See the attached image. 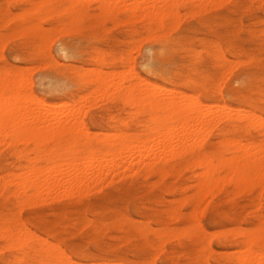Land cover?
<instances>
[{"label": "rangeland", "instance_id": "1", "mask_svg": "<svg viewBox=\"0 0 264 264\" xmlns=\"http://www.w3.org/2000/svg\"><path fill=\"white\" fill-rule=\"evenodd\" d=\"M140 1L0 0L1 107L16 97L22 120L24 113L48 114V104L64 103L55 120L72 124L80 115L83 120L42 138L11 126L3 132L7 135L0 134V264H248L250 257L243 258L253 250L257 263L264 264V0H173L161 8L162 16L161 0ZM135 83L147 90L160 85L161 95L178 90L183 102L193 97L203 108L215 106L217 115L224 104L252 116L250 122L218 121L202 133V145L201 134L199 142L187 141L188 147L195 142V149L168 155L165 162L147 158L155 162L150 168H123L112 180L90 181L81 192L17 191L13 179L35 162L48 168L62 160L83 161L92 150L105 152L106 141H117L120 134L129 142L151 133L148 101L135 104L125 96L123 87ZM198 157L211 158L212 167L198 164ZM24 237L27 243L18 244ZM46 248L56 256L63 252L58 256L67 263L47 258Z\"/></svg>", "mask_w": 264, "mask_h": 264}, {"label": "bare ground", "instance_id": "2", "mask_svg": "<svg viewBox=\"0 0 264 264\" xmlns=\"http://www.w3.org/2000/svg\"><path fill=\"white\" fill-rule=\"evenodd\" d=\"M45 1V0H44ZM137 1H139V0H137ZM145 1V0H144ZM170 1V3H171V1H173V0H161L160 2H158L159 4H157V3H155V2H152V4H151V6L153 5V3H155L154 5H155V8H157L158 7V9H159V12L158 13H160V9L161 8H164L163 6H166L167 5V3ZM174 1H176L177 2V0H174ZM173 1V2H174ZM203 1H208V0H203ZM202 1V2H203ZM140 2H143V0L142 1H140ZM140 2H139V5H141L140 4ZM172 2V3H173ZM175 2V3H176ZM39 3V2H38ZM40 3H42V2H40ZM39 3V4H40ZM144 3V2H143ZM204 3V2H203ZM38 4V5H39ZM156 4H157V7H156ZM169 4V3H168ZM205 4H206V2H205ZM205 4H204V6H205ZM208 4V3H207ZM172 5H176V4H172ZM153 7V6H152ZM172 7V6H171ZM103 8H104V5H103ZM171 9V8H170ZM169 9V10H170ZM110 10V9H109ZM152 10V12L155 10V9H151ZM165 10V9H164ZM208 10V9H207ZM171 11V10H170ZM195 11V10H194ZM151 12V15L153 14ZM172 12V11H171ZM108 13V12H107ZM155 13V12H154ZM166 12H164V14H165ZM168 13V12H167ZM172 13H174V12H172ZM156 14V13H155ZM171 14V13H170ZM74 15L75 14H73V17H74ZM160 15L162 16V9H161V13H160ZM167 15V14H166ZM149 16H150V13H149ZM152 16H154V15H152ZM169 16V15H168ZM176 16H177V14H176ZM160 17V16H159ZM164 17V16H163ZM157 18V17H156ZM170 18V17H169ZM174 18H176V17H174ZM74 20V19H73ZM162 20V19H161ZM160 20V21H161ZM162 22V21H161ZM159 27V26H158ZM163 26L161 25V28H162ZM67 31V30H66ZM239 52V51H238ZM77 53V52H76ZM100 56V55H99ZM92 58V57H91ZM101 58V57H100ZM128 59V58H127ZM131 59V58H130ZM242 61H244V60H242ZM240 62V61H239ZM238 64H240V63H238ZM236 66H238V65H236ZM235 66V67H236ZM234 69V68H233ZM102 71V70H101ZM130 71H131V69H130ZM95 72V71H94ZM96 72H100V71H97L96 70ZM103 72V71H102ZM116 73V72H115ZM97 74V73H96ZM119 74V73H118ZM117 74V75H118ZM128 74H129V72H128ZM131 74V73H130ZM132 74H134V72L132 73ZM131 74V75H132ZM94 75V74H93ZM98 75V74H97ZM97 75H94V78H97L96 76ZM100 75V74H99ZM135 75V74H134ZM137 75V74H136ZM91 76V75H90ZM103 76V75H102ZM101 76V77H102ZM129 76V75H128ZM140 76V75H139ZM92 77V76H91ZM126 77H127V75H126ZM135 77V76H134ZM93 78V79H94ZM103 78V77H102ZM105 78V77H104ZM125 78V77H124ZM129 78V77H128ZM130 78H131V76H130ZM88 79H90V78H88ZM98 79H100V78H98ZM97 79V80H98ZM146 81V80H145ZM101 82H103V81H101ZM104 82L106 83V82H110L109 80H105L104 79ZM143 82V81H142ZM148 82V81H147ZM2 83H4V82H2ZM112 83V82H111ZM114 83V82H113ZM134 83V82H133ZM141 83V82H140ZM145 83V82H144ZM121 84V83H120ZM129 84V83H128ZM136 84V83H135ZM130 85V86H126V87H123L125 90H127V92H126V94H125V90L123 91V93L125 94V96L126 95H128V99H130L133 103H135V104H141V105H144V104H142V101L141 100H143L144 102H146V101H148V107L150 108V113H151V115H152V119L151 120H153V122H154V124H155V126H154V128H150V129H152V132L151 133H147V134H145L144 135V137H142L143 139H139L138 137H136L135 139H132V140H130L129 142H127V140H125L124 138H122V135L120 134L119 136H117V137H119L118 139H117V141L115 142V141H111V139L108 141L107 140V138H106V142H108V144H107V149L105 150V152H99V151H96V150H92L91 151V153H90V155L86 158L85 157V159H83V161L82 160H80V161H82L81 163H79L78 161H75L74 159L72 160V159H70L71 160V162H69V161H67L66 163L65 162H63V160L59 163H55L54 162V164L50 167L49 165H47V166H49L47 169H44L45 167L43 166V168L41 167V166H39L37 163L38 162H35L34 164H32L30 167H29V171H30V173H28V175H26L27 173H26V171L27 172H29L28 170H25V176L24 175H18V176H14L13 178V181L16 183L15 185H16V187H17V191H20V190H22V191H24V192H27V191H34V192H38L39 191V193H40V191H41V193H43L44 191L43 190H46L45 192H47V190L48 191H51V192H53L52 190H54V192H55V189H59V190H61V188H62V190L63 191H65L64 192V194H67L68 192H69V190L71 191V189H73V188H75V190H79L80 192H81V190H83L84 188H86V187H88V186H91L92 185V183L93 182H96V181H99V180H101V179H103L104 177H108V176H111V175H113L114 173L116 174L117 172H119L121 169H123V168H125V169H130L129 171H131V170H133V169H136L138 166H140L141 164L142 165H145V166H147L148 168H150L154 163H150V162H147V158L148 159H150V158H159L160 160H162L161 162H165V161H167V159H168V155H171V156H173V157H175V156H177V155H180L182 152H186V151H189L190 149H195L194 148V144H196L195 142H197L198 141V139H197V135H200L201 134V136L202 135H204V134H202V133H205V130H207V129H209L210 127H211V125H217V122L218 121H221V120H226V121H228V122H234L235 120H243V119H245V120H247L248 121V118L250 117V116H252V115H249V117H248V114L249 113H245L244 112V115H239V111L238 112H236V113H233V110L235 111V109H232L231 107L232 106H226V105H220V106H222V107H218V108H221V111H222V114L221 115H217L216 113H215V106H213L212 107V109H214V112L212 111V109H210L211 107H209L208 105V107L207 106H205L204 108H203V106L205 105L204 103H202L203 104V106L201 105V103L199 104V102H197L196 103V101L195 100H197V99H194V101H193V97L191 98L190 96V98L192 99V102L188 99V101H190L191 103H189L187 100H186V103L185 102H183L184 100V98L182 97H179L180 95L181 96H183L182 94H180V95H175L176 93H177V91H176V93L175 94H171V95H161L160 93H158V90L160 89V87L159 86H157L159 89H157L156 87H154V89H153V86H150V88L152 87V89H150L149 88V90H147L146 88H145V86H144V89H142V88H140V86L139 85H141V84H139V83H137L136 85ZM148 84H150V82L148 83ZM147 84V85H148ZM152 84H154V83H152ZM99 85V84H98ZM100 85H102V83H100ZM108 85H109V83H108ZM113 85V88L114 87H117L118 86V88H119V85L118 84H116L115 85V83L114 84H112ZM111 85V86H112ZM115 85V86H114ZM122 85H124V83H122ZM146 85V84H145ZM105 85L103 84V86L102 87H104ZM107 86V85H106ZM105 86V87H106ZM108 87V86H107ZM121 87V86H120ZM164 87V86H163ZM96 88V87H95ZM97 88H98V86H97ZM101 88V87H100ZM109 88V87H108ZM162 88V87H161ZM92 89H94V87L92 88ZM102 89V88H101ZM101 89H98L99 91L101 90ZM109 89H111V88H109ZM115 89V88H114ZM117 89V88H116ZM115 89V90H116ZM120 89V88H119ZM119 89H117V90H119ZM146 89V90H145ZM106 90V89H105ZM104 90V91H105ZM170 90V89H169ZM92 91V90H91ZM91 91H90V93H91ZM96 92H98L97 91V89L95 90ZM94 90H93V92H95ZM102 91V90H101ZM110 91V90H109ZM122 91V90H121ZM167 91V90H166ZM103 92V91H102ZM116 92V91H115ZM179 92V91H178ZM89 93V94H90ZM111 93V92H110ZM112 93H113V91H112ZM111 93V94H112ZM119 93V92H118ZM122 93V94H123ZM168 93V92H167ZM181 93V92H180ZM184 93V92H183ZM92 94H94V93H92ZM104 94V93H103ZM107 94H108V91H107ZM120 94H121V92H120ZM121 94V95H122ZM184 94H186V93H184ZM5 95V94H4ZM9 95V94H8ZM81 95V94H80ZM100 95V94H99ZM106 95V94H105ZM110 95V94H109ZM192 95V94H191ZM3 96V95H2ZM5 96H7V95H5ZM102 96V95H101ZM115 96V95H114ZM120 96V95H119ZM4 97V96H3ZM11 97H12V95H11ZM104 97V96H103ZM112 97V96H111ZM123 97V96H122ZM187 97V96H186ZM6 98V97H5ZM10 98V97H9ZM8 98V99H9ZM13 98H14V100H15V98L16 97H14L13 96ZM12 98V99H13ZM196 98V97H195ZM7 99V100H8ZM12 99H10L9 101L11 102V100ZM3 100H4V102L6 101L4 98H3ZM126 100V99H125ZM9 101H7L6 102V104L8 103H10ZM66 101V100H65ZM163 101H165V104L164 103H162ZM197 101H200V100H197ZM2 102V101H1ZM0 102V103H1ZM3 102V103H4ZM141 102V103H140ZM143 102V103H144ZM53 103V102H52ZM52 103H50V105L48 104V106L46 107V109H47V113L48 114H44V113H42L41 111H30V113H31V115H30V113H28V111H26L28 114H29V116L31 117V119L29 120V116H28V114L27 115H25V113H24V116H23V113H21L20 115H22L23 116V119L22 120H20L18 117V108H16L15 107V105H17L15 102L13 103V100H12V103H10L9 105L7 104V106L5 105V108L3 107H1V105H0V109L2 110L3 109V111L1 112V110H0V112L1 113H3V120L0 122V134H2L3 132H7V130L8 129H10L9 127L11 126V128L12 127H15V129H16V133H20V134H23L24 132H26V131H30L31 132V134L32 135H38V136H43V134H47V133H51V134H54V133H56L57 131H58V133H59V131L61 130V129H65V128H67L66 126H68L69 124H67L66 122H63V121H61V120H55V119H57V117H58V112H57V108L58 107H60V106H66V104L64 105V103L61 105H59V104H52ZM71 103V102H70ZM246 103V102H245ZM75 103H73V105H74ZM77 104H78V102H77ZM162 104H164V107H163V109H162V111L164 112L163 113V115H160V113L158 112V109L162 106ZM3 106H4V104H2ZM133 105V104H132ZM50 106V107H49ZM71 106V105H70ZM75 106V105H74ZM80 106V105H79ZM79 106H78V108H79ZM94 106V105H93ZM134 106V105H133ZM210 106H212V105H210ZM82 107V106H81ZM74 108H76V107H74ZM83 109H84V107H82ZM81 108V109H82ZM77 109V108H76ZM81 109H80V111H81ZM75 110V109H74ZM78 110V109H77ZM139 110V109H138ZM137 110V111H138ZM149 110V109H148ZM245 110V109H244ZM76 111V110H75ZM75 111H72V114H73V112H75ZM134 111V110H133ZM216 111H218L219 112V114H220V109L218 110V109H216ZM84 112V111H83ZM135 112V111H134ZM162 113V112H161ZM252 114L254 113V112H251ZM69 114H71V112L69 113ZM68 114V115H69ZM75 114H76V112H75ZM80 113H79V110H78V114H76V115H79ZM243 114V113H242ZM68 115H67V117H68ZM75 115V116H76ZM258 114H256V116H257ZM259 115H261V114H259ZM22 116H20V118H22ZM26 116H28L27 118H25V120L27 119V120H29L28 121V123H30V122H33L34 124H32V125H30V124H27V120L25 121L24 120V117H26ZM70 117V119H71V115H69ZM73 116V115H72ZM110 116V115H109ZM254 116V115H253ZM264 116V115H263ZM74 117V116H73ZM258 117V116H257ZM259 117H261L262 118V115L261 116H259ZM17 118H18V120L19 121H23L21 124H19V121L17 120ZM77 118H78V116H77ZM77 118H76V120H75V122H78V123H81V121H83L82 119H81V115L79 116V118H80V120H79V118H78V121H77ZM254 118V117H253ZM253 118H250V119H253ZM249 119V120H250ZM257 120V119H256ZM255 120V121H256ZM259 120H261V119H258L257 120V122H255L257 125H258V121ZM246 121V122H247ZM252 121H253V123H254V120H251V123H252ZM25 122H26V124H25ZM72 122V124H70L71 126L72 125H74L75 124V122H74V120L73 121H71ZM248 122H250V121H248ZM263 121H261V124L262 125H264L263 123H262ZM166 123H170V126H167V124ZM219 123V122H218ZM250 123V124H251ZM254 123V124H255ZM19 124V125H18ZM65 124H67V125H65ZM84 124V123H83ZM232 124H235L236 125V122L235 123H232ZM246 124V123H245ZM247 124H249V123H247ZM260 124V123H259ZM260 124V125H261ZM78 127L76 128V129H79V125H81V124H76ZM166 126V128H162L163 126ZM169 125V124H168ZM259 125V126H260ZM81 126H83V125H81ZM251 126V125H250ZM254 126V125H253ZM209 127V128H208ZM213 127H215V126H213ZM212 127V128H213ZM246 127V126H245ZM261 127V126H260ZM8 128V129H7ZM72 128V127H71ZM74 129L73 130H75V126L73 127ZM81 128V133H82V129L84 130V132H85V130L87 129V128H82V127H80ZM162 128V130L163 131H160V129ZM212 128H211V130H212ZM259 128V127H258ZM7 129V130H6ZM69 129V127L67 128V130ZM149 129V130H150ZM66 129H65V131H67ZM10 132H11V130H9ZM8 131V132H9ZM13 131V130H12ZM89 131H91V130H89ZM9 132V133H10ZM94 132V131H93ZM113 132V131H112ZM134 132V131H133ZM14 133H15V130H14ZM16 133L14 134L15 136H16ZM86 133V132H85ZM87 133L89 134V132L87 131ZM86 133V134H87ZM107 133H109V132H107ZM115 133V132H114ZM117 134H118V132H116ZM120 133V132H119ZM146 133V132H145ZM156 133V135H154ZM209 131H208V135H209ZM260 133V132H259ZM263 133V132H262ZM4 135H7V133L5 134V133H3ZM2 134V135H3ZM28 134H29V132H28ZM50 134V135H51ZM57 134V133H56ZM85 134V135H86ZM90 134H91V132H90ZM89 134V135H90ZM111 134V133H110ZM113 134V133H112ZM123 134H125V133H123ZM137 134V133H136ZM1 135V136H2ZM13 135V136H14ZM81 135V134H80ZM153 135H154V137H153ZM207 135V134H206ZM23 136V135H22ZM22 136H21V138H22ZM25 136H27L26 135V133H25ZM25 136L23 137L24 139H25ZM42 136H41V138H42ZM49 136V135H48ZM56 136V135H55ZM94 136V135H93ZM105 136H107V135H105ZM113 136H114V134H113ZM115 136H116V134H115ZM200 136V138H201V141L198 143V144H201L202 145V138L203 139H205V137H201ZM19 137H20V135H19ZM31 137V136H30ZM36 137V136H35ZM46 137V136H45ZM112 137V136H111ZM123 137H125V136H123ZM153 137V138H152ZM195 137H196V140H195ZM208 137V136H207ZM226 137V136H225ZM3 138V136L1 137V139ZM16 138V137H15ZM14 138V139H15ZM17 138H18V135H17ZM33 138H34V136H33ZM199 138V139H200ZM4 139V138H3ZM2 139V140H3ZM19 139V138H18ZM23 139V140H24ZM27 139V138H26ZM25 139V140H26ZM109 139V138H108ZM192 139H194V140H192ZM236 139H238V138H236ZM7 140V139H6ZM12 140V139H11ZM10 140V141H11ZM38 140H39V137H38ZM86 140V139H85ZM97 140V139H96ZM101 140H102V137H101ZM152 141V143H150L151 141ZM195 141L194 142V144H191V143H189L188 145H189V147L187 146V141ZM229 140V139H228ZM233 140V139H232ZM239 140V139H238ZM150 141V142H149ZM230 141H231V139H230ZM240 141V140H239ZM7 142V141H6ZM229 142V141H228ZM232 142V141H231ZM236 142V141H235ZM250 142V141H249ZM223 143V142H222ZM243 143V142H242ZM190 144H191V146H190ZM231 144V143H230ZM234 144V143H233ZM241 144V143H240ZM248 144V143H247ZM254 144V143H253ZM192 145H194L193 147H192ZM5 146V145H4ZM235 146H239V144H235ZM263 146V145H262ZM190 147H192V148H190ZM199 147V146H198ZM241 147H242V145L239 147V149H241ZM52 148V147H51ZM190 148V149H189ZM244 148H245V145H244ZM199 149V148H198ZM49 150H51L50 149V147H49ZM59 150V149H58ZM76 150H77V148H76ZM237 150V149H236ZM244 150V149H243ZM43 151V150H42ZM48 151V150H47ZM56 151V150H55ZM61 151V150H60ZM182 151V152H181ZM247 151V150H246ZM245 151V159H246V157H248V151L246 152ZM48 152H50V151H48ZM185 152H184V154H185ZM24 153V152H23ZM45 153H46V151H45ZM205 153V152H204ZM241 153V152H240ZM40 154V153H39ZM237 154V153H236ZM239 154V153H238ZM242 154V153H241ZM41 155V154H40ZM202 155V154H201ZM205 155H207V154H205ZM204 155V156H205ZM235 155V154H234ZM34 156H36V155H34ZM80 156H82V155H80ZM84 156V155H83ZM232 156V155H231ZM236 156V155H235ZM242 156V155H241ZM39 157V156H38ZM37 157V158H38ZM41 157V156H40ZM43 157V156H42ZM46 157H48V156H46ZM59 157V156H58ZM79 157V156H78ZM170 157V156H169ZM203 157V156H202ZM224 157V156H223ZM225 157H226V155H225ZM233 157V156H232ZM35 157H33V160L35 161V159H34ZM49 158V157H48ZM84 158V157H83ZM234 158H236V157H234ZM239 158H241V157H239ZM81 159H82V157H81ZM200 158L198 157L197 158V161L199 160ZM206 159V158H205ZM209 159V158H208ZM220 159V158H219ZM230 159V158H229ZM233 158H231V160H232ZM237 159V158H236ZM29 160V159H28ZM37 160V159H36ZM49 160V159H48ZM67 160V159H66ZM65 160V161H66ZM85 160V161H84ZM210 160H211V158L209 159V160H207L206 159V162H208V163H206L205 162V160H203V158L202 159H200L197 163L199 164V162L202 164V165H205L206 167L208 166H210V165H212V164H209V163H211L210 162ZM222 160V159H221ZM224 160V159H223ZM263 160H264V158H263ZM194 161V160H193ZM203 161L205 162V164L203 163ZM225 161V160H224ZM247 161H248V159H247ZM262 161V160H261ZM213 162V161H212ZM256 162V161H255ZM263 162V161H262ZM158 163V162H157ZM195 163V162H194ZM219 163V162H218ZM217 163V164H218ZM248 163V162H247ZM259 162H258V160H257V164H258ZM261 163V162H260ZM259 163V164H260ZM216 164V163H215ZM220 164V163H219ZM231 164V163H230ZM253 164V163H252ZM258 164V165H259ZM263 164V163H262ZM51 165V164H50ZM186 165V164H185ZM201 165V166H202ZM254 165H255V163H254ZM253 165V166H254ZM236 166V165H235ZM234 166V167H235ZM241 166H243V165H240V167ZM261 166V164L258 166V167H260ZM264 166V165H263ZM210 167H212V166H210ZM209 167V168H210ZM213 167H214V162H213ZM245 167H246V164H245ZM161 168V167H160ZM170 168V167H169ZM124 169V170H125ZM147 169V168H146ZM206 169H208V168H206ZM206 169H204V170H206ZM236 169V168H235ZM239 169V168H238ZM252 169V168H251ZM261 169H263L262 167H261ZM260 169V170H261ZM137 170V169H136ZM135 170V171H136ZM234 170V169H233ZM264 170V169H263ZM24 171V170H23ZM128 171V172H129ZM134 170L132 171V172H135ZM150 171V170H149ZM200 171V170H199ZM198 171V172H199ZM207 171V170H206ZM205 171V172H206ZM213 171V170H212ZM256 171V170H255ZM15 172V171H14ZM17 172V171H16ZM127 172V173H128ZM204 172V171H203ZM202 172V173H203ZM204 172V173H205ZM210 172V171H209ZM243 172V171H242ZM260 172V171H259ZM17 173H20V172H17ZM21 173H22V170H21ZM24 173V172H23ZM22 173V174H23ZM131 172H129V174H130ZM210 173H212V172H210ZM234 173H235V171H234ZM262 173V172H261ZM260 173V174H261ZM13 174H15V173H13ZM122 174V173H121ZM206 174V173H205ZM255 174V173H254ZM263 174H264V172H263ZM262 174V175H263ZM12 175V174H11ZM16 175V174H15ZM128 175V174H127ZM203 175V174H202ZM211 175V174H210ZM219 175V174H218ZM257 175V174H256ZM255 175V176H256ZM23 176V177H22ZM120 176V175H119ZM198 176V175H197ZM206 177H208V173L205 175ZM223 176H224V174H223ZM245 176V175H244ZM253 176V175H252ZM261 176V175H260ZM2 177V176H1ZM6 178V177H5ZM219 178V177H218ZM217 178V179H218ZM223 178V177H222ZM115 179V178H114ZM242 179H243V177H242ZM242 179H240V180H242ZM244 179H246L245 177H244ZM244 179H243V184H244ZM6 180H7V178H6ZM5 180V181H6ZM110 180H112V176H111V179ZM204 180V179H203ZM206 180V179H205ZM224 180V179H223ZM5 181H3V182H5ZM8 181V180H7ZM12 181V180H11ZM90 181L92 182L91 183V185H90ZM104 181V180H103ZM107 181V180H106ZM105 181V182H106ZM202 181V180H201ZM236 181V180H235ZM8 182H10V181H8ZM203 182V181H202ZM216 182V181H215ZM5 183H7V182H5ZM99 183H101V182H99ZM204 183V182H203ZM203 183H202V185H203ZM206 183H207V180H206ZM246 183H247V181H246ZM89 184V185H88ZM101 186V185H100ZM204 186V185H203ZM250 186V185H249ZM97 187V186H96ZM99 187V186H98ZM201 187V186H200ZM77 188V189H76ZM91 188V187H90ZM95 188V187H94ZM263 188H264V186H263ZM88 189V188H87ZM86 189V190H87ZM209 189V188H208ZM212 189V188H211ZM246 189V188H245ZM58 190V191H59ZM74 190V189H73ZM85 190V189H84ZM90 190V189H89ZM205 190H206V188H205ZM57 191V190H56ZM79 191H77V192H79ZM208 191V190H207ZM207 191H205L206 193H207ZM53 192V193H54ZM71 192H73V191H71ZM76 192V193H77ZM85 192V191H84ZM18 193V192H17ZM38 193V194H39ZM83 193V192H82ZM204 193V192H203ZM30 194V193H29ZM35 194V193H34ZM38 194H35V196L36 195H38ZM46 194V193H45ZM73 194V193H72ZM31 195V194H30ZM68 195V194H67ZM66 195V196H67ZM83 195V194H82ZM39 196V195H38ZM202 196V195H201ZM29 197V196H28ZM33 197V196H32ZM34 198V197H33ZM202 198V197H201ZM200 198V199H201ZM198 202V201H197ZM198 223V222H197ZM196 224V223H195ZM200 225V224H199ZM202 225V224H201ZM258 227V226H257ZM19 229V228H18ZM24 230V229H23ZM11 231V230H10ZM17 231V230H16ZM19 231H21V230H19ZM26 231V230H25ZM25 231L23 232V233H25ZM22 232V231H21ZM218 232V231H217ZM10 233L11 232H9L8 234V236H10ZM1 234V233H0ZM4 234V233H3ZM17 234V233H16ZM179 234V233H178ZM219 234V233H218ZM7 236V235H6ZM15 236V235H14ZM18 238H19V236L20 235H16ZM15 236V237H16ZM25 236V235H24ZM36 237L35 238H38L39 236H37V235H35ZM11 237V236H10ZM16 237V238H17ZM23 237V236H22ZM26 237V236H25ZM25 237H24V242H23V240H19V239H17V240H19L17 243L19 244V242H21L22 241V243L24 244L26 241H25ZM31 237V236H30ZM43 237V236H42ZM27 238V237H26ZM32 238H34L33 236H32ZM30 239V238H29ZM254 239V238H253ZM16 240V241H17ZM26 240H28V238L26 239ZM44 241V240H43ZM160 241V240H159ZM249 241V240H248ZM35 242V241H34ZM252 242V241H251ZM27 243V242H26ZM53 243V242H52ZM9 244V243H8ZM50 243L48 242V244L47 245H49ZM210 244V243H209ZM10 245H11V243H10ZM40 245V247H41V244H39ZM162 245V244H161ZM180 245V244H179ZM16 246V245H15ZM19 246V245H18ZM21 246V245H20ZM19 246V247H20ZM50 246V245H49ZM58 246V245H57ZM160 246V245H159ZM39 247V248H40ZM47 247V246H46ZM52 247V246H51ZM59 247V246H58ZM43 248H45V247H43ZM43 248H41L42 250H44ZM52 248H54V245H53V247ZM252 248V247H251ZM5 249V248H4ZM47 249V248H46ZM55 249H56V247H55ZM242 249V248H241ZM48 250L50 251L51 249L49 248V249H47V252H46V254H47V258L48 257H52V258H56V259H59L60 258V262H62V260H64V259H61V257L60 256H58V254H62L63 252H58V254H57V256H56V252H53V254H50V252H48ZM61 250V249H60ZM249 250H253V248L252 249H249ZM52 251V250H51ZM255 251H257V250H255ZM251 254L254 252V250H253V252H251V251H249ZM248 252V254L245 256V258H243V259H246V257L247 256H249L251 259L252 258H254L255 260L257 259V257H255L256 256V254H254L252 257L249 255L250 253ZM261 252V251H260ZM54 253H55V255H54ZM255 253H257V252H255ZM259 254V253H258ZM257 254V255H258ZM261 255H262V253H261ZM64 256V255H63ZM69 256V255H68ZM242 256V255H241ZM67 258V257H66ZM103 258V257H102ZM241 258V257H240ZM250 258H247L246 259V261L247 262H250V263H248V264H251V262L252 261H255V260H252V261H250ZM262 258V257H261ZM70 259V258H69ZM69 259H68V261H69ZM242 259V258H241ZM249 259V260H248ZM39 260V259H38ZM40 261V260H39ZM41 261H42V259H41ZM64 261H66V260H64ZM74 261V260H73ZM242 262H243V260H241ZM257 261L258 260H256V262L255 263H257ZM47 262V261H46ZM56 262V261H55ZM70 262L71 261H69L68 262V264H70ZM96 262V261H95ZM209 262V261H208ZM259 262H260V260H259ZM54 263V262H53ZM58 263H59V261H58ZM57 263V264H58ZM65 263V262H64ZM63 263V264H64ZM66 263H67V261H66ZM88 263V262H87ZM109 263V262H108ZM119 263V262H118ZM121 263V262H120ZM246 263V262H245ZM254 263V264H255ZM60 264V263H59ZM72 264H74V263H72ZM76 264V263H75ZM84 264V263H83ZM95 264V263H94ZM102 264V263H101ZM104 264V263H103ZM112 264V263H111ZM113 264H114V262H113ZM125 264V263H124ZM253 264V263H252ZM257 264H259V263H257Z\"/></svg>", "mask_w": 264, "mask_h": 264}]
</instances>
